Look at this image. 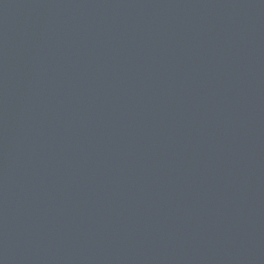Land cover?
<instances>
[{
	"label": "water",
	"instance_id": "water-1",
	"mask_svg": "<svg viewBox=\"0 0 264 264\" xmlns=\"http://www.w3.org/2000/svg\"><path fill=\"white\" fill-rule=\"evenodd\" d=\"M0 264H264V0H0Z\"/></svg>",
	"mask_w": 264,
	"mask_h": 264
}]
</instances>
